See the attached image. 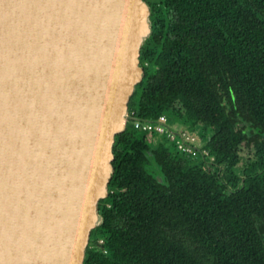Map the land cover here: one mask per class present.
Instances as JSON below:
<instances>
[{"label":"trees","instance_id":"1","mask_svg":"<svg viewBox=\"0 0 264 264\" xmlns=\"http://www.w3.org/2000/svg\"><path fill=\"white\" fill-rule=\"evenodd\" d=\"M144 1L153 32L129 113L202 124L212 163L183 171L160 146L158 183L146 134L128 122L84 264H264V0ZM244 144L254 161L239 176Z\"/></svg>","mask_w":264,"mask_h":264},{"label":"water","instance_id":"2","mask_svg":"<svg viewBox=\"0 0 264 264\" xmlns=\"http://www.w3.org/2000/svg\"><path fill=\"white\" fill-rule=\"evenodd\" d=\"M151 16L144 0H0V264H84L115 137L154 123L128 109Z\"/></svg>","mask_w":264,"mask_h":264},{"label":"flooded vegetation","instance_id":"3","mask_svg":"<svg viewBox=\"0 0 264 264\" xmlns=\"http://www.w3.org/2000/svg\"><path fill=\"white\" fill-rule=\"evenodd\" d=\"M139 66L143 69L140 63ZM163 117L165 118V122L162 123V126L165 128V125H168L170 127L169 130L165 129V132L161 134L154 131H142L146 134L145 143L148 150L146 155L148 159L154 163V167L150 168L149 170L151 171V174L155 176L158 183H162L163 179L161 177L162 175L160 173V168L155 163L156 160L154 152L160 146L165 145V147L168 149L171 160L177 165H181L182 167L180 168L183 171H190L193 169V167H199L202 162L208 164L212 163L205 161L207 152L204 149L211 136V132L209 130H207L200 123H193L184 118L180 119L178 117L171 116L169 120L166 115H163ZM202 130L206 131L205 133L208 135V137L205 138L206 141L202 140V135L200 132ZM178 143H180L182 149L178 148ZM235 169L237 174H241L242 169L239 170L240 168L238 167V164ZM107 207H109V205H107ZM92 243L94 246L101 248L103 242L101 239H97V241H93Z\"/></svg>","mask_w":264,"mask_h":264},{"label":"rangeland","instance_id":"4","mask_svg":"<svg viewBox=\"0 0 264 264\" xmlns=\"http://www.w3.org/2000/svg\"><path fill=\"white\" fill-rule=\"evenodd\" d=\"M194 128H196V127H194ZM197 128H199V127H197ZM200 132H201V135H202V140L206 141L205 138L208 137L207 133H205L206 131L202 130ZM253 153H254L253 149L252 148H248L245 144L240 146V148L238 150V156H239V159H240V162L238 164V167L240 168L239 170L243 169L247 165H250V163L252 161H254Z\"/></svg>","mask_w":264,"mask_h":264},{"label":"built area","instance_id":"5","mask_svg":"<svg viewBox=\"0 0 264 264\" xmlns=\"http://www.w3.org/2000/svg\"><path fill=\"white\" fill-rule=\"evenodd\" d=\"M165 122V118L163 116L159 117L157 121H154V123H143L139 121L134 122V127L141 131H154L156 133H163L165 132V128L162 126V123ZM178 148L182 149L180 143H178ZM190 151V150H188Z\"/></svg>","mask_w":264,"mask_h":264}]
</instances>
